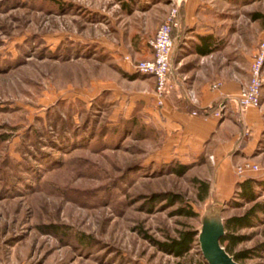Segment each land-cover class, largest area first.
Returning <instances> with one entry per match:
<instances>
[{
  "label": "rangeland",
  "instance_id": "1",
  "mask_svg": "<svg viewBox=\"0 0 264 264\" xmlns=\"http://www.w3.org/2000/svg\"><path fill=\"white\" fill-rule=\"evenodd\" d=\"M115 2L0 0V264H207L198 235L181 257L156 242L199 230L206 212L224 219L249 206H223L234 191L199 201L194 179L211 173L199 162L170 172L138 97L154 83L124 63L136 62V38L156 32H140V14L123 17ZM200 12L218 45L205 63L249 81L263 51L264 76V0H205ZM120 21L137 27L116 30ZM186 204L196 216L180 214ZM236 234L234 251L250 255L239 263L264 264V225Z\"/></svg>",
  "mask_w": 264,
  "mask_h": 264
},
{
  "label": "crops",
  "instance_id": "2",
  "mask_svg": "<svg viewBox=\"0 0 264 264\" xmlns=\"http://www.w3.org/2000/svg\"><path fill=\"white\" fill-rule=\"evenodd\" d=\"M122 1V4L114 3L121 16H132L133 19L136 14H140L141 21L136 28L140 32L147 31L150 26L156 32L171 6L170 0ZM204 1L180 0V27L173 32L175 67L169 93L163 96L161 104L157 102L154 88L142 91L138 97L149 111L148 120L161 133L162 143L158 153L163 154L168 161L176 159L183 164L199 162L198 166L211 171L207 179L211 183V191L217 199L226 200L233 193L236 183L244 179L236 173L239 164L245 161L258 164L259 170L248 176L264 178V86L260 107L249 108L239 114L235 96L248 83V78L237 77L232 65L222 64L216 67L205 63L206 58L215 51L206 55H199L195 51L185 53L188 41L199 35L210 34L203 31L200 6ZM114 24L119 31L130 32L137 27L133 26V22L120 21ZM149 39V36L144 35L135 39L134 60L152 57ZM124 63L128 72H134L130 61ZM149 77L141 79L147 85L152 80L155 86L154 78ZM216 79L221 83L220 87L212 89V81ZM183 86L187 88L186 93L183 92ZM188 91L195 94V103L189 101ZM219 102L225 103L219 118L210 114L192 113L209 110Z\"/></svg>",
  "mask_w": 264,
  "mask_h": 264
},
{
  "label": "trees",
  "instance_id": "3",
  "mask_svg": "<svg viewBox=\"0 0 264 264\" xmlns=\"http://www.w3.org/2000/svg\"><path fill=\"white\" fill-rule=\"evenodd\" d=\"M197 38L199 42L194 43V51L197 54L206 55L218 49L216 40L212 35H199ZM172 163L174 164L170 168V172L178 176L183 175L192 166L177 160H173ZM194 181L198 185V200H205L211 192L210 181L199 178H195ZM222 204L223 206L231 205L233 207H239L243 204L249 205L242 214L231 215L223 219L225 233L220 238V244L236 261L240 262L250 255L247 250L234 251L235 246L244 240V236L238 235L236 232L243 228L264 225V178L245 177L236 183L233 198L222 202ZM179 211L181 215L187 217L196 216V212L187 204L180 207ZM197 235L198 230L196 229L185 230L181 231L178 238H172L169 242L157 241L156 245L168 254L181 257L190 250ZM257 249L264 251V242Z\"/></svg>",
  "mask_w": 264,
  "mask_h": 264
},
{
  "label": "built area",
  "instance_id": "4",
  "mask_svg": "<svg viewBox=\"0 0 264 264\" xmlns=\"http://www.w3.org/2000/svg\"><path fill=\"white\" fill-rule=\"evenodd\" d=\"M171 6L167 12L165 20L158 26L156 33L149 40V45L152 49V57L136 61L132 64L134 71L143 75H150L155 80L154 92L158 104L162 103V98L166 92L171 79V66L174 55V36L175 29L180 27V0H170ZM132 62L131 59L126 57ZM220 82L212 83V89H218ZM264 86L263 76V51L254 57L250 68V79L248 83L241 88L235 96L236 109L239 114H242L249 108H259L261 105V91ZM188 99L191 103L197 101L195 94L192 91L187 92ZM224 102H219L213 105L209 110L201 112L193 111V114H210L213 117L219 118L222 116ZM259 167L250 162L239 164L236 167V173L240 178L248 177L250 173L258 171Z\"/></svg>",
  "mask_w": 264,
  "mask_h": 264
},
{
  "label": "water",
  "instance_id": "5",
  "mask_svg": "<svg viewBox=\"0 0 264 264\" xmlns=\"http://www.w3.org/2000/svg\"><path fill=\"white\" fill-rule=\"evenodd\" d=\"M225 233L220 211L206 212L201 218L198 241L207 264H241L220 244Z\"/></svg>",
  "mask_w": 264,
  "mask_h": 264
}]
</instances>
